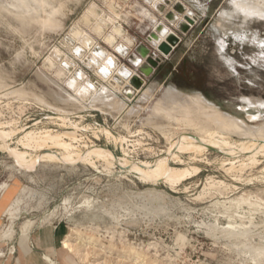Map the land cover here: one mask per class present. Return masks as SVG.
I'll return each instance as SVG.
<instances>
[{
  "label": "rangeland",
  "instance_id": "1",
  "mask_svg": "<svg viewBox=\"0 0 264 264\" xmlns=\"http://www.w3.org/2000/svg\"><path fill=\"white\" fill-rule=\"evenodd\" d=\"M60 1L61 29L48 31L28 27L16 17L26 8L39 11V2L0 0V123L13 120L25 131L73 132L78 150L88 145L86 149L93 146L123 157L120 143L102 133L91 134L107 130L128 141L129 147H123L129 161L148 163L165 155L172 138L193 134L183 122L153 115L160 99L165 106L176 102L190 107L188 97L199 95L245 128H264V17L250 15L238 4L254 0ZM186 17L194 24L182 33ZM115 28H120L119 35ZM158 28L165 33L158 34V42H148ZM167 34L175 35L178 44L165 57L156 47ZM83 40L89 43L84 45ZM120 46L122 51L117 50ZM140 46L160 59L149 77L138 72L145 63L137 53ZM55 50L62 55L60 61L53 57ZM95 51L116 61L111 71L118 88L110 89L119 106L67 102L66 83L79 70L95 87L106 86L97 75L100 70L87 65L86 58ZM49 58L54 69H49ZM135 58L141 59V66L133 64ZM123 67L128 76L117 74ZM58 68L65 69L64 77L56 74ZM134 75L141 76L144 85L127 102L120 89ZM109 78L106 75L105 80ZM19 88L23 96L7 97ZM53 109L74 122L76 129H64L59 121L48 119L55 117ZM228 138L239 144L253 137ZM178 156L181 164L174 161L170 166L196 167L199 173L171 189L116 167L107 173L99 164L97 169L77 161L19 167L0 150V183L7 184L10 202L0 242L9 241L18 230L60 226L66 239L72 231L80 234L68 239L73 252L70 256L65 252L63 264H264V254L258 256L264 253V154L239 175L226 171V155L217 150L197 155L194 161L190 154ZM212 179L224 185L202 192ZM237 197L250 206L237 205ZM234 233L238 235L233 237Z\"/></svg>",
  "mask_w": 264,
  "mask_h": 264
},
{
  "label": "bare ground",
  "instance_id": "2",
  "mask_svg": "<svg viewBox=\"0 0 264 264\" xmlns=\"http://www.w3.org/2000/svg\"><path fill=\"white\" fill-rule=\"evenodd\" d=\"M17 1L22 5H25L27 3V0H17ZM35 1L41 4V9L39 11H33L26 8L24 15H21L20 13L16 14L18 20L28 27L32 25H38L43 30H48V31L60 30L61 22L59 21L58 18L62 17L61 9L63 8L61 1L60 0H35ZM251 2L250 3L240 2L238 4L240 8L243 11L248 12V14L256 15L258 17L259 16L264 17V0H254L252 3ZM7 12L10 13L9 11ZM156 32L157 33L154 34L155 38L150 39L153 42H158L159 40L158 34L165 33V29L158 28L156 29ZM75 33L74 34L76 36L79 35L77 34L76 31ZM120 33H121L120 28H115L114 34L119 35ZM167 35L168 36L166 38H168L173 34H167ZM166 38L165 41L161 43H165ZM109 40L110 42L113 41L111 37ZM84 43L87 44L89 42L83 40V44ZM117 50L122 51V47L121 46L117 47ZM53 53H54L53 54L54 59L60 61L62 56L61 53L57 50H55ZM104 56L102 51H95L86 59L88 61L87 62L88 66H95L98 68V70H100V74L97 75L103 80L102 82L107 83L106 86L100 85L99 88L95 87V85L92 84L87 79L85 74L81 70H79L74 74L73 77L71 78L69 77L66 83V87L69 88L68 91L70 92V93H68V91L67 93L64 92L65 95L67 96L66 98H68L67 102L69 100L76 103L89 102V104L90 103L93 104L98 101H101L106 106H109L111 108L120 105L117 98L114 96L112 92L113 89L118 88L117 82L113 79V75L115 74L113 71H111L115 69L116 61L111 57L104 58ZM133 64L135 66H141V59L135 58L133 60ZM144 64L145 63H143V65L140 68H138V70L139 71L140 69L142 70L143 73L140 74L141 76L149 77L151 74L150 75L147 74L150 73L149 72L150 67L148 65L145 66ZM48 65H49V69L55 68V63L53 62L52 58L48 59ZM64 66H68V64L64 63ZM118 71H119L117 73L118 75H122V76L129 75V70L126 68L119 69ZM56 74L60 78H62L66 74V71L63 68H58ZM106 75L110 76V78L107 79V81L105 80ZM135 76L138 75H134V77ZM141 76L139 77L142 78ZM130 77H128V79ZM112 81H114L115 85L109 84L112 83ZM110 88H112V90ZM120 92L121 93L123 92L124 97H126V94L127 95H130L132 93L134 94L136 92H139V90L134 89L131 86L126 87V85H123L121 86ZM6 95H8L7 97L14 95L23 96L24 92L21 91L19 88L8 92ZM165 97L167 98V96ZM188 98H190L191 101V102L189 101L191 103V104L189 103V105H191L190 107L188 105H183L184 103L179 104L176 102H172L170 105L165 106L161 99L160 101L155 103L152 110L154 113L153 115L157 114L163 116L167 120H173L179 123L183 122L186 126L192 129L193 134L190 137L177 136L172 138L169 141V147L165 151V155L161 158H158L153 163L129 161L128 160L129 156L127 157V153L125 151V148L123 147L124 144H125L124 146L127 145V148L129 147L127 144L128 141L123 137H114L107 130H98L97 132H93V135L94 137H97V134L102 133L106 139L108 140L112 139L113 142L120 143L122 150L121 152H123V157L110 156L105 152H103L102 150L94 149L93 146H90L89 149H86L88 148V145L82 146V148L85 149L84 151H82L81 149L78 150L79 148L77 149V147L73 146V143L75 141H76L75 144L79 143V140H77L78 138L76 139L74 137L75 133L73 132L64 131L58 133L56 131L45 130V129L44 131H40V132L39 131L36 132L33 130L25 131L22 129L21 130L18 129V127L15 126L16 124L13 120L4 121L0 123V150L7 152L8 155L13 159V162L19 167L26 166L31 162L43 163V162H51V161H66V162L77 161L78 163H85L91 166L92 168L97 169L98 166L97 164H99L102 167V169L105 170L107 173L110 172L111 169L113 170V168L116 167L120 171H126L128 173H134L138 175L139 179L143 181L152 182L154 184L157 182H163L171 189L175 188V186L179 185L183 181L192 178L193 176L199 173V169L196 167H189L187 169H184V168L170 166V163H173L174 161H178L179 163L182 162L178 156V153L179 154L184 153V155L190 154L192 155V157L190 158L194 161L196 160L197 155L200 156V154L205 153L210 149L212 151L213 150L220 151L224 153V155H226V162H227L226 165L229 166V168L226 169V171L237 175L241 174L244 171V169H246L247 166H255L259 163L257 160V156L260 155L261 153L264 154V128L262 129L259 128L260 130L253 129L254 131L250 130L248 129L249 127L245 128L243 124L239 122L237 119H235L233 116L226 115L220 112L218 108H215L214 106L208 104L203 99V97L196 95L192 97L190 96ZM53 115H55V117H50L48 119L59 121L60 122L59 127H62L64 129H72V128L76 129V124H74V122H72L70 119L61 118L60 116H58L61 114L56 113L55 111ZM250 119L253 120V118ZM19 134H22V136L16 138ZM233 134L241 137H245L247 139H249L250 137L253 138L246 143L231 144L229 142L228 137ZM14 138L17 139L14 142V144L16 145L14 147H11ZM18 147H20V149ZM43 151H48V152L44 153ZM221 185L224 184H222L221 182H214L212 179L210 183H208L205 187H203L204 189L202 192L204 191L207 192L206 190L209 191L212 188L219 187ZM235 200L238 201V202L235 201L237 202V205L246 203V205L250 206L249 202L247 203V200L243 198L237 197V199ZM244 232L246 233L247 231ZM235 234L238 235V233H234V236L233 234L231 235L235 237ZM71 237L78 238L80 237V234H78L75 231H72L71 234L68 236V238L62 243L63 250L67 252H73V245L68 242L69 241L68 239ZM245 238H244V242H245ZM246 244L245 246H247ZM250 249L251 248H249V251H252ZM258 249L259 247L255 251H258ZM262 254H264L263 251L258 253V256H260L259 258L263 257L261 256ZM47 261L51 264H55L50 259H47Z\"/></svg>",
  "mask_w": 264,
  "mask_h": 264
},
{
  "label": "crops",
  "instance_id": "3",
  "mask_svg": "<svg viewBox=\"0 0 264 264\" xmlns=\"http://www.w3.org/2000/svg\"><path fill=\"white\" fill-rule=\"evenodd\" d=\"M3 185H6V188L0 190V231L5 226V212L10 205L8 186L0 183V188ZM65 235L60 226L30 229L26 233L18 230L9 241L0 242V264H51L47 259L55 264H63L66 260L65 252L70 256V252L62 247L66 240Z\"/></svg>",
  "mask_w": 264,
  "mask_h": 264
},
{
  "label": "water",
  "instance_id": "4",
  "mask_svg": "<svg viewBox=\"0 0 264 264\" xmlns=\"http://www.w3.org/2000/svg\"><path fill=\"white\" fill-rule=\"evenodd\" d=\"M179 11H181L179 9ZM167 19L171 20L172 16H169ZM185 21L187 22L188 25H192L194 24V21H192L190 18L186 17ZM182 24L180 27V30L182 33H186L189 26ZM155 35L154 34H150L147 38V41L149 42L150 39H154ZM178 44V39L175 35H171L168 38H166V42L165 43H161L156 47L157 52L161 53L163 56H169L172 51L174 50V48L177 46ZM137 53L138 56H140L144 62H145V66L148 65L150 67V73H148L147 75L152 74V72L154 71V69H156L159 66L160 63V59L156 58L155 55L153 53L150 52V50L145 47V46H140L137 48ZM140 74H142V70L140 69V71H138ZM130 86L134 89H138L140 90L143 86L142 80L139 76H135V77H130ZM128 97H132L133 93L130 95H127Z\"/></svg>",
  "mask_w": 264,
  "mask_h": 264
},
{
  "label": "built area",
  "instance_id": "5",
  "mask_svg": "<svg viewBox=\"0 0 264 264\" xmlns=\"http://www.w3.org/2000/svg\"><path fill=\"white\" fill-rule=\"evenodd\" d=\"M141 80H142V83H143V85H144V80H143L142 78H141ZM129 81H130V78L127 79V83L125 82V84H126L127 87H130V83H129ZM142 87H143V86H142ZM136 93H137V92H136ZM136 93H134V94H136ZM134 94H133V96H134ZM124 98H125V100H126L127 102H130V99H132V97H128V96H126V97H124ZM93 132H97V130L91 132L92 136L94 137ZM98 135H100V134H97V137H98Z\"/></svg>",
  "mask_w": 264,
  "mask_h": 264
},
{
  "label": "snow or ice",
  "instance_id": "6",
  "mask_svg": "<svg viewBox=\"0 0 264 264\" xmlns=\"http://www.w3.org/2000/svg\"><path fill=\"white\" fill-rule=\"evenodd\" d=\"M262 47H264V45H262ZM137 63H138V61H137Z\"/></svg>",
  "mask_w": 264,
  "mask_h": 264
}]
</instances>
